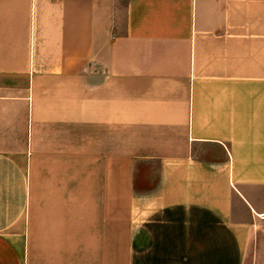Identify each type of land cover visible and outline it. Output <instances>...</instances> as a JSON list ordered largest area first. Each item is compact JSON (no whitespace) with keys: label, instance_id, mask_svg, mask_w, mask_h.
<instances>
[{"label":"crops","instance_id":"crops-1","mask_svg":"<svg viewBox=\"0 0 264 264\" xmlns=\"http://www.w3.org/2000/svg\"><path fill=\"white\" fill-rule=\"evenodd\" d=\"M264 216V0H0V264H245Z\"/></svg>","mask_w":264,"mask_h":264},{"label":"rangeland","instance_id":"rangeland-1","mask_svg":"<svg viewBox=\"0 0 264 264\" xmlns=\"http://www.w3.org/2000/svg\"><path fill=\"white\" fill-rule=\"evenodd\" d=\"M261 226L247 252L245 264H264V218Z\"/></svg>","mask_w":264,"mask_h":264},{"label":"bare ground","instance_id":"bare-ground-1","mask_svg":"<svg viewBox=\"0 0 264 264\" xmlns=\"http://www.w3.org/2000/svg\"><path fill=\"white\" fill-rule=\"evenodd\" d=\"M262 218H264V216H261Z\"/></svg>","mask_w":264,"mask_h":264}]
</instances>
